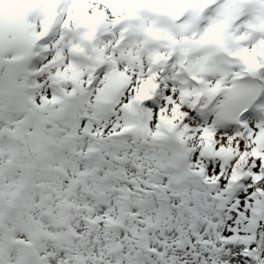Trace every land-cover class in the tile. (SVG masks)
I'll return each mask as SVG.
<instances>
[{
    "label": "snow or ice",
    "instance_id": "obj_1",
    "mask_svg": "<svg viewBox=\"0 0 264 264\" xmlns=\"http://www.w3.org/2000/svg\"><path fill=\"white\" fill-rule=\"evenodd\" d=\"M0 264H264V0H0Z\"/></svg>",
    "mask_w": 264,
    "mask_h": 264
}]
</instances>
